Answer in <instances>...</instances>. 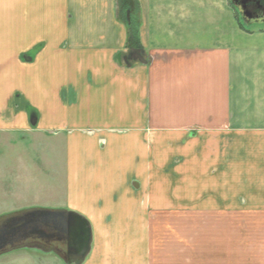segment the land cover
Instances as JSON below:
<instances>
[{"label":"crops","instance_id":"obj_1","mask_svg":"<svg viewBox=\"0 0 264 264\" xmlns=\"http://www.w3.org/2000/svg\"><path fill=\"white\" fill-rule=\"evenodd\" d=\"M240 14L235 0H0V152L14 134L64 145L60 188L2 157L0 228L34 226L57 191L92 227L81 264H264V27ZM48 239L20 233L0 264L79 259Z\"/></svg>","mask_w":264,"mask_h":264},{"label":"rangeland","instance_id":"obj_2","mask_svg":"<svg viewBox=\"0 0 264 264\" xmlns=\"http://www.w3.org/2000/svg\"><path fill=\"white\" fill-rule=\"evenodd\" d=\"M242 20L244 21V19ZM252 22L254 21L250 20L247 21V23L245 22L244 24H248L247 27L251 28L252 30L264 27V25L251 24ZM54 139L55 138H53V136L48 135H45V137H43L42 139H35L30 135L21 136L19 134H14L12 135L10 142L6 141L7 145H11V153L8 150V154L4 153L5 155H2V151L0 150V162L3 160L2 157H6L9 165L11 166V172L13 175L17 173H23L25 177H27L26 179L33 182L38 180L36 176L37 171L33 169L35 166H38L42 169L41 172L44 174V176H41L39 179L44 181V183L49 184V187L50 185H52L55 188H60L62 187L60 186V182L63 177L62 167L64 165V153L60 151L61 148L64 147V145L63 143L55 144ZM4 142L5 141L0 138V147ZM42 149H44V151L46 152L42 153ZM23 163H26L28 165L29 169H31V173H27V171H24L22 165ZM29 171L30 170H28V172ZM28 186H30L32 189L35 188L30 183H27V187ZM53 193L45 192L43 195V203L38 207L41 208V206H45L48 209L57 210V201L62 200L63 196L60 195L57 191H55V194ZM35 197V190H32V192L27 196L26 204L28 206H32L33 204H35ZM3 210H6V208L0 207V212H3Z\"/></svg>","mask_w":264,"mask_h":264},{"label":"water","instance_id":"obj_3","mask_svg":"<svg viewBox=\"0 0 264 264\" xmlns=\"http://www.w3.org/2000/svg\"><path fill=\"white\" fill-rule=\"evenodd\" d=\"M243 16L250 18L248 12H245V7H243ZM36 122V119L32 121L33 127L36 126ZM30 216L37 220L34 226L31 221L19 228H0V256L10 251L9 247L13 245L20 233L28 236L37 233L43 239H48L54 229L68 241L67 253L74 254L79 258L75 264H81L90 254L93 242L92 227L82 215L64 210H39L36 213H31L29 218ZM15 224L16 221L12 225Z\"/></svg>","mask_w":264,"mask_h":264},{"label":"flooded vegetation","instance_id":"obj_4","mask_svg":"<svg viewBox=\"0 0 264 264\" xmlns=\"http://www.w3.org/2000/svg\"><path fill=\"white\" fill-rule=\"evenodd\" d=\"M240 8V12L244 21L264 22V0H235ZM245 2V4H243ZM245 7V12H248L250 18L243 16L242 8ZM50 232V231H49ZM51 239L45 240V243H50Z\"/></svg>","mask_w":264,"mask_h":264},{"label":"trees","instance_id":"obj_5","mask_svg":"<svg viewBox=\"0 0 264 264\" xmlns=\"http://www.w3.org/2000/svg\"><path fill=\"white\" fill-rule=\"evenodd\" d=\"M130 43H132V45L135 43L134 40H137V36H138V33H137V30L136 29H133L132 28L130 29Z\"/></svg>","mask_w":264,"mask_h":264}]
</instances>
